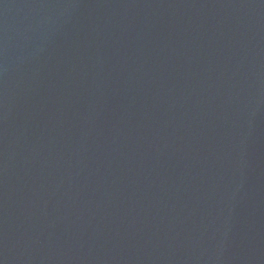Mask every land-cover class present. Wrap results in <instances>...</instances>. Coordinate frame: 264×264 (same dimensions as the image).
<instances>
[{
	"label": "water",
	"instance_id": "obj_1",
	"mask_svg": "<svg viewBox=\"0 0 264 264\" xmlns=\"http://www.w3.org/2000/svg\"><path fill=\"white\" fill-rule=\"evenodd\" d=\"M0 264H264V0H0Z\"/></svg>",
	"mask_w": 264,
	"mask_h": 264
}]
</instances>
